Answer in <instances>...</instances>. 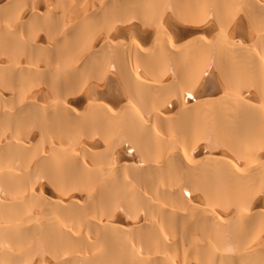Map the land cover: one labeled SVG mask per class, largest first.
<instances>
[{
	"label": "bare ground",
	"instance_id": "bare-ground-1",
	"mask_svg": "<svg viewBox=\"0 0 264 264\" xmlns=\"http://www.w3.org/2000/svg\"><path fill=\"white\" fill-rule=\"evenodd\" d=\"M0 264H264V0H0Z\"/></svg>",
	"mask_w": 264,
	"mask_h": 264
}]
</instances>
